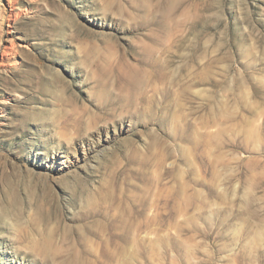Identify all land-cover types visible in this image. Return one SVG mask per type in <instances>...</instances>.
Masks as SVG:
<instances>
[{"label": "rangeland", "instance_id": "1", "mask_svg": "<svg viewBox=\"0 0 264 264\" xmlns=\"http://www.w3.org/2000/svg\"><path fill=\"white\" fill-rule=\"evenodd\" d=\"M10 43L0 264H264V0H0Z\"/></svg>", "mask_w": 264, "mask_h": 264}, {"label": "bare ground", "instance_id": "2", "mask_svg": "<svg viewBox=\"0 0 264 264\" xmlns=\"http://www.w3.org/2000/svg\"><path fill=\"white\" fill-rule=\"evenodd\" d=\"M15 45H14V43H10L9 45H6L4 47L3 53H2V59H1V63H0L2 66H9L10 67L13 64H15V62L12 61V58H14V56L16 54V46Z\"/></svg>", "mask_w": 264, "mask_h": 264}]
</instances>
